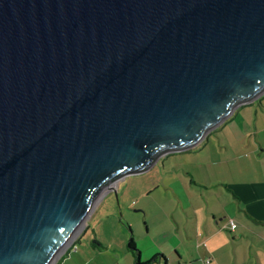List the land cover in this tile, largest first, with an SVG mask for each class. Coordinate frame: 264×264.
Segmentation results:
<instances>
[{"label":"water","instance_id":"obj_1","mask_svg":"<svg viewBox=\"0 0 264 264\" xmlns=\"http://www.w3.org/2000/svg\"><path fill=\"white\" fill-rule=\"evenodd\" d=\"M262 96L264 0H0V264H56L120 180Z\"/></svg>","mask_w":264,"mask_h":264},{"label":"crops","instance_id":"obj_2","mask_svg":"<svg viewBox=\"0 0 264 264\" xmlns=\"http://www.w3.org/2000/svg\"><path fill=\"white\" fill-rule=\"evenodd\" d=\"M238 112L239 108L229 119ZM256 116L263 120L261 128L255 133L250 125L246 135L235 140L241 157L217 161L213 153L204 152L207 149L189 150L182 153L184 161L189 165L187 156H194L199 171L189 169L185 175L171 162L163 169L164 179H173V184L163 185L172 199L171 209L151 196L161 185L141 191L134 205L144 213V229L137 227L136 233L128 234L119 213L105 208L104 201L72 242L77 249L69 247L56 264H137L128 248L132 238L143 264H264V116ZM246 136L253 139L247 141ZM204 143H209L208 137L199 145ZM225 148L231 150V145H221ZM212 149L218 153L215 144ZM238 163L241 167H235ZM125 190L128 193L131 187ZM230 220L238 224L235 232L229 230ZM101 227L105 236L97 233Z\"/></svg>","mask_w":264,"mask_h":264},{"label":"rangeland","instance_id":"obj_3","mask_svg":"<svg viewBox=\"0 0 264 264\" xmlns=\"http://www.w3.org/2000/svg\"><path fill=\"white\" fill-rule=\"evenodd\" d=\"M262 98V101H260ZM256 102L248 105L241 106L239 108V112L236 114L234 119H229L228 121L224 122L219 128H216L212 133L207 136L209 143L207 144H201L199 145L198 149H193L191 152H194L195 150H204L207 149V151H204L207 155H212L215 157V160L217 158V161H223L228 159L230 156L231 158L235 157H241L239 155L240 150H238L235 145V140L241 139L246 135V132L249 131V126H253V131L256 133L257 127L260 129L263 124L262 119H257L256 114L259 113V115L264 116V97H261ZM263 102V106L260 105V103ZM252 105V106H251ZM243 107V108H242ZM254 118V122H253ZM252 120V121H251ZM252 132V131H251ZM247 141L251 139L252 137L246 136L245 137ZM253 139V138H252ZM214 144L216 145V148L218 150V153H216V150H213ZM221 145H231V150H228L225 148V151L221 149ZM210 152V153H209ZM183 152L175 153V154H168V157H164V161H161L160 164L154 166L150 172L148 171L145 174L142 175H133L130 177H127L124 181H120L119 185L117 187V191H113L111 193H108L103 202L105 201V208H108V206L113 207V210L119 213L120 219H123L124 226L131 236L133 233H136L135 230L137 227H142L144 229V221H143V215L144 213L139 212L138 208L135 207V203L137 202L139 195L141 194V191H144L146 188H155L156 185H161L162 187L160 190H153L151 196L154 198V200L158 202H165L167 206H169V209H171L172 206V199L170 198V194L165 191V188L163 185L173 184V179L168 177V179H164L163 175L165 170L167 169L169 163H175L178 165V168L183 171V174L187 175L189 169L196 172L199 171L200 167L196 163V160L194 159V156H187V158L190 161L189 165H186L184 158L182 156ZM186 153V152H185ZM203 154V153H202ZM218 154V155H217ZM255 155V153H253ZM245 157V156H243ZM233 162V161H232ZM238 162V161H237ZM240 163V162H239ZM236 164L235 167H241L240 164ZM166 164V168H164V165ZM222 164L219 166V171L222 168ZM227 166V165H225ZM230 166V165H229ZM174 174H171L173 176ZM231 177V176H229ZM190 179V178H188ZM191 180V179H190ZM131 187V190L126 193L125 188ZM116 188V186H115ZM105 208L103 210H105ZM130 208L131 211L128 209ZM122 209V210H121ZM130 221L135 222L134 228H132L129 224ZM130 226V229L128 228ZM97 233L99 235L105 236V227L96 228ZM95 241L92 239V242Z\"/></svg>","mask_w":264,"mask_h":264},{"label":"trees","instance_id":"obj_4","mask_svg":"<svg viewBox=\"0 0 264 264\" xmlns=\"http://www.w3.org/2000/svg\"><path fill=\"white\" fill-rule=\"evenodd\" d=\"M128 248H129L130 250L134 251V253H135V254H134V255H135V262H136L137 264H143V263L140 261V258H139L140 252H139V250H138V248H137V246H136V244H135L133 238L130 239V243H129ZM145 264H152V263H151V262H147V263H145Z\"/></svg>","mask_w":264,"mask_h":264},{"label":"built area","instance_id":"obj_5","mask_svg":"<svg viewBox=\"0 0 264 264\" xmlns=\"http://www.w3.org/2000/svg\"><path fill=\"white\" fill-rule=\"evenodd\" d=\"M237 227H238V224H237L234 220H230V221H229V230H230L231 232H235L236 229H237ZM71 246H73L74 249H77V247L74 246L73 244H71ZM71 246H70V247H71ZM206 262L209 263V262H210V259H208Z\"/></svg>","mask_w":264,"mask_h":264}]
</instances>
